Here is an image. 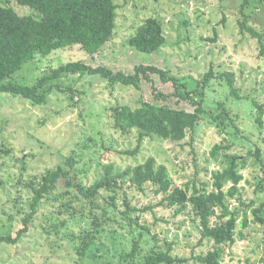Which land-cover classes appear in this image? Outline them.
<instances>
[{
	"label": "rangeland",
	"instance_id": "1",
	"mask_svg": "<svg viewBox=\"0 0 264 264\" xmlns=\"http://www.w3.org/2000/svg\"><path fill=\"white\" fill-rule=\"evenodd\" d=\"M113 1L117 15L112 41L93 55L86 54L78 45L55 50L47 56L36 54L13 78L32 84L43 73L70 61L103 65L126 74H132L138 64H150L168 70L169 76L185 81L189 87L207 79L204 112L194 130L188 131L178 142L155 136L140 140L136 130L121 135L113 127L112 116L113 110L121 104L135 107L141 100L193 111L195 106L177 94L171 80L154 73H147L138 89L109 84L99 75L64 77L62 80L74 84L78 92L72 101L66 93L58 91L52 92L41 105H33L10 93H0V233H14L22 226L29 197L25 179L53 169L68 158L75 161L74 184L90 186L104 178L110 166L113 169L110 173L115 175L153 156L157 163L167 167L175 185H200L210 182L211 172L226 167L224 152L212 157L211 149L216 142L227 144L228 139L235 145L229 152L245 160V167L240 168L243 176L238 185L240 190L229 199V208L240 212L236 232H241L242 238L237 237L232 245H226L221 264H264V225L253 223L250 212L260 205L264 209V115L260 131L255 121L258 109L254 105V101L264 104V47L240 25L244 14L238 5L243 0ZM11 5L20 14H35L14 0ZM259 5L261 15L252 13L246 24L262 32L264 44V13L261 11L264 3ZM247 7L248 13L253 12L257 1L252 0ZM148 17L162 21L166 37L164 44L151 53L138 51L128 44L135 26ZM210 70L212 75L208 73ZM222 73L232 74L241 98L231 94ZM220 124L224 131L218 128ZM139 140L138 153L128 154ZM257 145L260 159L256 155ZM65 185L63 178L58 179L52 190L53 197L42 201L28 233L17 244H0V264H121L118 236L124 232L110 221L101 241H95L82 253V240L92 227L91 216L89 219L88 216H70V209L60 215L62 204L81 203L76 201L75 188ZM229 186L228 182L225 189ZM133 193L136 201L132 204L157 203L154 211L144 214L143 219L158 235L160 245H170L172 253L185 257L206 250L198 219L189 205L177 214L175 208L158 204L160 196ZM61 194L67 195L64 199H54ZM82 207L88 206L83 203ZM245 214L249 223L242 229L239 222Z\"/></svg>",
	"mask_w": 264,
	"mask_h": 264
},
{
	"label": "trees",
	"instance_id": "2",
	"mask_svg": "<svg viewBox=\"0 0 264 264\" xmlns=\"http://www.w3.org/2000/svg\"><path fill=\"white\" fill-rule=\"evenodd\" d=\"M14 1L18 5L29 7L35 14H20L12 7V0H0V93H10L33 105H41L46 103L52 92L58 91L66 93L72 101L78 92L74 89V84L62 80L64 77L99 75L109 84L133 86L138 89L142 78H147V73H154L164 80H171L177 87V94L190 100L195 106L193 111L156 106L141 100L135 107L121 104L112 112L114 129L121 135L136 130L140 140L143 137L155 136L161 140L174 142L181 141L188 131L194 130L204 112L203 100L207 79L198 80L194 87H189L185 81H177V78L169 76L168 70L150 64H138L132 74H126L103 65L91 66L84 61H70L43 73L32 84L16 81L13 75L34 59L36 54L47 56L55 50L73 45H78L88 55L95 54L114 38L117 12L113 0ZM251 1L243 0L238 5L240 12L244 14L240 25L258 38L263 48L262 32L247 26L246 21L253 16L252 13L257 12L256 15H261L258 12L262 8L259 4L264 3V0H254L257 1V7L248 13L246 10ZM261 11L264 13V9ZM224 20L225 16L222 18L223 22ZM162 25L159 18L144 19L138 27L135 26L128 38V44L145 53L158 50L166 40ZM208 73L212 75V70ZM221 75L227 80L231 94L241 98L234 87L232 74ZM254 105L258 109L255 121L262 131L264 104H257L254 101ZM225 109L222 110L227 114ZM218 116L225 117L222 114ZM218 128L224 131L223 125L220 124ZM140 140L134 150L127 151L128 154L138 153ZM227 142L225 145L216 142L211 149L212 157H217L221 151L224 152L227 158L226 167L211 172L210 182H202L200 185L195 183L175 185L167 167L157 163L153 156H148L137 165L117 171L115 175L111 174L113 169L110 166L106 176L97 179L90 186L74 184L72 180L75 161L68 158L53 169L25 179L29 197L26 200L27 211L22 219V226L14 233H0V244L15 245L28 233L30 223L42 201L53 197L52 190L58 179L63 178L65 186L75 188L76 201L81 203L74 205L69 201L62 204L60 215L70 209V216H88V219L91 216L92 227L82 240L83 247L80 249L82 253L95 241H101L106 232V224L110 221L117 223L124 232L122 236H118L121 240L119 249L121 264H221L226 245H232L237 237L242 238V233L236 232L240 212L229 208V199L240 190L238 185L243 180L240 168L245 167V160L229 152L235 145L228 139ZM255 147L257 158L260 159V147L259 145ZM228 182L230 186L225 189ZM134 191L143 195L150 193L153 196H160L158 204L164 208H175L177 214L182 213L189 205L194 217L198 219L201 238L206 241V250L185 257L172 253L169 243L167 247L160 245L158 235L143 219L144 214L154 211L157 203L142 206L132 204L136 201ZM66 195L61 194L54 199H64ZM83 203L88 207H82ZM250 212L253 215V223L264 225L262 205L251 209ZM154 220L157 221L158 218L154 216ZM239 223L242 229L248 227L249 220L246 214Z\"/></svg>",
	"mask_w": 264,
	"mask_h": 264
}]
</instances>
